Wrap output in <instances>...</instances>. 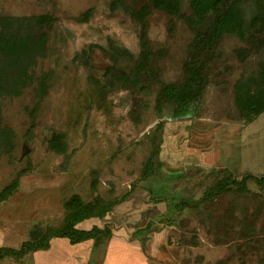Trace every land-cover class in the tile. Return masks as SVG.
Wrapping results in <instances>:
<instances>
[{"label": "rangeland", "instance_id": "rangeland-1", "mask_svg": "<svg viewBox=\"0 0 264 264\" xmlns=\"http://www.w3.org/2000/svg\"><path fill=\"white\" fill-rule=\"evenodd\" d=\"M120 1L0 0V16L21 19L20 28L43 44L26 58L10 93H0V191L26 170L0 201V247L18 248L59 225L63 202L74 194L112 203L104 217L78 226L109 229L98 245L55 237L49 249L2 264H264V183L248 179L244 190L232 186L174 208L200 200L230 175L264 176V112L247 123L235 104V83L264 60V45L245 51L248 41L225 33L203 70L200 103L174 117L157 99L164 85L186 78L193 31L163 8L166 0ZM179 1L188 15L186 0ZM142 40L154 53L157 77L142 89L109 85L112 59L104 50L127 49L131 56L117 60L128 70ZM53 132L64 134L65 153L48 148ZM155 133L157 167L147 174Z\"/></svg>", "mask_w": 264, "mask_h": 264}, {"label": "trees", "instance_id": "trees-1", "mask_svg": "<svg viewBox=\"0 0 264 264\" xmlns=\"http://www.w3.org/2000/svg\"><path fill=\"white\" fill-rule=\"evenodd\" d=\"M115 2L121 3L120 0H115ZM186 3L190 10L188 15L180 12L181 1L179 0H166L163 6L169 13L183 17L193 31L189 57L184 65L186 78L178 85L169 83L164 85L157 99L158 109L165 106L171 109L174 117H183L194 112L195 104L200 103L206 82L203 70L213 61L216 48L225 33H235L248 41L250 48L245 51L251 52V49H254L260 52L264 45V35H260L264 32V0H186ZM245 4H251L250 9H246ZM132 13L139 17L135 14L136 12ZM14 22L18 24L16 29H13ZM21 22V19L0 16L1 94L10 93L15 78L26 72V58L32 54V51L40 50L43 45L36 35L20 28ZM141 45L138 60L128 70L120 68L117 60L131 56L127 49L109 46V49L104 50V53L112 59L111 67L106 72V75L110 77L109 85L134 90L142 89L144 85L154 81L157 77L153 62L154 53H151L143 40ZM235 104L240 118L247 123L264 112V60L261 59L256 63L253 73L243 75L235 83ZM161 129L162 124L159 123L156 130L160 132ZM0 135L6 137V131H1ZM150 137L153 149L143 165V171L147 174L155 173L154 168L157 164L154 162V157L158 154L161 142L160 135L157 136L156 133ZM48 148L57 153H65L64 134L53 132L48 139ZM25 172L24 169L20 170L11 183L0 191V201L6 200L16 190L19 177ZM248 179H253L260 184L264 183V176L244 174L239 180L230 175L219 180L200 200L193 203L183 199L175 204L174 208L178 211L187 206H196L204 200L230 191L232 186L244 190ZM96 183L94 180L92 187L96 186ZM111 205V202L104 201L100 196L85 202L79 195H72L63 202L64 215L59 225L46 226L39 236L26 239L18 248L0 247V264H2L1 260L7 256L20 258L38 250H47L50 248V241L55 237L65 238L71 244L94 239L98 245L101 240L100 236H109V229L98 226L81 229L77 225L92 217H104L111 210ZM145 228H139L136 232H142Z\"/></svg>", "mask_w": 264, "mask_h": 264}, {"label": "crops", "instance_id": "crops-1", "mask_svg": "<svg viewBox=\"0 0 264 264\" xmlns=\"http://www.w3.org/2000/svg\"><path fill=\"white\" fill-rule=\"evenodd\" d=\"M82 222H83V221H82ZM82 222H80V223L77 225V227H78Z\"/></svg>", "mask_w": 264, "mask_h": 264}]
</instances>
